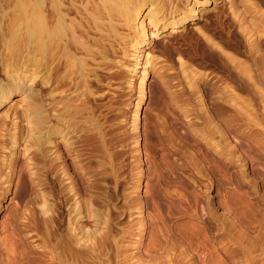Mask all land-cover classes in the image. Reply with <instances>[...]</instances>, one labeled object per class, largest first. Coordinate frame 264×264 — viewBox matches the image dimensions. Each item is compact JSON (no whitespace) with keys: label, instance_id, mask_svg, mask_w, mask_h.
I'll list each match as a JSON object with an SVG mask.
<instances>
[{"label":"rangeland","instance_id":"obj_1","mask_svg":"<svg viewBox=\"0 0 264 264\" xmlns=\"http://www.w3.org/2000/svg\"><path fill=\"white\" fill-rule=\"evenodd\" d=\"M40 2L0 0V34L16 17L38 14ZM257 3L254 17L246 21L240 7L239 24L230 26V5L210 0L200 7L209 16L188 25L214 39L235 78L191 47L183 60L206 80H163L159 72L176 74L179 60L152 53L157 66L144 88L141 67L106 85L92 141L77 140L65 167L50 171L24 142L16 147L14 173L0 175V264H264V2ZM26 96L2 104L0 123L15 105L22 112Z\"/></svg>","mask_w":264,"mask_h":264},{"label":"bare ground","instance_id":"obj_2","mask_svg":"<svg viewBox=\"0 0 264 264\" xmlns=\"http://www.w3.org/2000/svg\"><path fill=\"white\" fill-rule=\"evenodd\" d=\"M223 1L230 5L232 12L230 26L239 24L240 7L243 8L245 20L247 16L254 17L258 13H255L258 7L254 6L258 4L257 0ZM209 2L41 0L38 14L28 11L29 14L13 19L11 28L0 34V41L2 43L4 40L5 46L0 50V71L5 75V82L0 84V107L15 94L27 96L22 98L25 101L22 112L19 113L15 105L14 111L0 123V151H9L8 155L0 158V175L10 179L14 173L11 169H14L19 154L16 147L21 142L26 144L25 150L27 148V152L32 151L31 154L39 156L50 171L65 167L64 163L61 165L63 155L76 158L73 146L77 140L92 141V114L98 110L95 104L105 95L103 91L106 85L126 77V70L135 73L141 67L143 87L147 70H156L157 62L152 53H161L170 62L175 63L177 58L179 60L175 75L165 76L159 72L163 80H177L180 84L206 80L204 75L191 71L183 60L182 56L191 47L203 50L212 62L226 69V72L229 70L233 79L237 70L223 59L222 56L227 54L224 51V55L220 54L215 48L216 43H213L214 39L208 38L200 28L198 32L188 31L191 22L196 24L204 15H208V10L200 7H205ZM146 10L149 11L145 15ZM260 23H264V16ZM253 29L247 26L249 34ZM169 31L173 33L166 34ZM176 32L178 34H174ZM165 34L167 41L161 40ZM150 49L153 50L149 52ZM38 83L40 90L37 91ZM141 91L143 101L145 92ZM36 92H39V102L36 100L37 94H34ZM37 132L40 137L36 140ZM6 169L11 171L6 173ZM34 174L30 177L34 178Z\"/></svg>","mask_w":264,"mask_h":264}]
</instances>
